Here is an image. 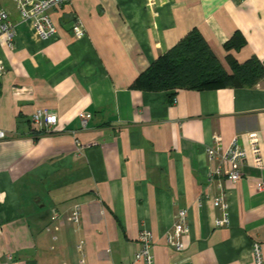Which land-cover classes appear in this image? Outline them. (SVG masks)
I'll return each instance as SVG.
<instances>
[{
  "label": "crops",
  "instance_id": "obj_1",
  "mask_svg": "<svg viewBox=\"0 0 264 264\" xmlns=\"http://www.w3.org/2000/svg\"><path fill=\"white\" fill-rule=\"evenodd\" d=\"M0 4L16 26L0 76L8 134L0 140V264H80L81 241L87 264H144L134 261L143 229L153 233L155 264H254L255 245L264 260V164L255 168L248 151L233 183L230 165L206 151L215 135L224 151L234 139L249 150L254 133L264 163V78L201 91L132 88L195 28L230 74V59L264 63V0H74L49 11L58 36L46 41L13 0ZM77 18L82 38L72 30ZM236 33L244 46L226 49ZM39 109L58 115L55 133L33 130ZM83 112L92 114L86 128ZM219 166L224 173L209 184ZM222 190L230 223L217 227ZM180 209L190 231L177 252L166 236Z\"/></svg>",
  "mask_w": 264,
  "mask_h": 264
},
{
  "label": "built area",
  "instance_id": "obj_2",
  "mask_svg": "<svg viewBox=\"0 0 264 264\" xmlns=\"http://www.w3.org/2000/svg\"><path fill=\"white\" fill-rule=\"evenodd\" d=\"M74 0H13L19 16L23 22H31L36 36L42 40H51L58 36V30L49 16V11L54 7H60L66 3H71ZM72 30L77 38L85 36V28L80 19H75ZM2 39L4 42L2 43ZM16 41V26L10 19L9 12L0 4V76L5 73L6 66L2 47L5 45L11 50L15 48ZM92 114L83 112L80 114V122L83 128L87 127ZM59 118L58 115L48 109H39L31 116L33 130L38 134H53L57 131ZM8 139V134L5 130H0V140ZM249 150L244 149L238 139H234L227 150H222L220 136L213 137V146L207 148V154L211 161L217 160L221 164L228 163L230 170L227 172L229 179L236 183L243 174L242 166L245 159L250 153L253 165L257 169L263 170V154L260 145V140L257 134H249L248 138ZM224 173L219 166L208 174V183L212 184L215 176H220ZM257 189L260 192L264 191V181L257 183ZM216 207L223 210V216L217 218L215 224L217 227H222L230 223V212L227 203V195L225 190L221 191L220 196L214 201ZM82 205L75 204L71 210V219L79 225L81 222ZM55 219V217H54ZM188 210L180 209L176 214V222L173 228L168 232L167 245L174 251L182 252L185 249L183 237L189 233ZM138 241L140 249L134 256L135 262H143L144 264H155V258L152 254L153 233L149 229H143L139 233ZM77 250L80 254V264H87L85 254V242L81 241ZM254 264H264L258 245H255ZM11 259V256H9Z\"/></svg>",
  "mask_w": 264,
  "mask_h": 264
},
{
  "label": "trees",
  "instance_id": "obj_3",
  "mask_svg": "<svg viewBox=\"0 0 264 264\" xmlns=\"http://www.w3.org/2000/svg\"><path fill=\"white\" fill-rule=\"evenodd\" d=\"M241 34L225 44V48L241 49ZM230 74L216 57L210 45L195 28L177 45L156 59L134 82L132 88L147 92L212 90L226 87H252L264 78V63L252 58L243 64L230 59Z\"/></svg>",
  "mask_w": 264,
  "mask_h": 264
}]
</instances>
